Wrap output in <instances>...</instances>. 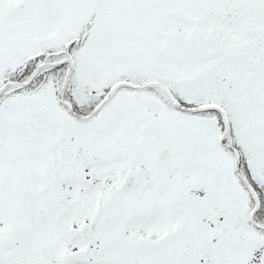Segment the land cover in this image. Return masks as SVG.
<instances>
[{
    "label": "snow or ice",
    "instance_id": "snow-or-ice-1",
    "mask_svg": "<svg viewBox=\"0 0 264 264\" xmlns=\"http://www.w3.org/2000/svg\"><path fill=\"white\" fill-rule=\"evenodd\" d=\"M0 264H264V0H0Z\"/></svg>",
    "mask_w": 264,
    "mask_h": 264
}]
</instances>
